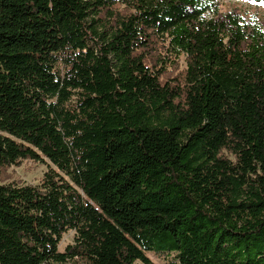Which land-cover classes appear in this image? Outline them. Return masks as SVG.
I'll use <instances>...</instances> for the list:
<instances>
[{"label":"trees","instance_id":"obj_1","mask_svg":"<svg viewBox=\"0 0 264 264\" xmlns=\"http://www.w3.org/2000/svg\"><path fill=\"white\" fill-rule=\"evenodd\" d=\"M220 6L0 0V264H264V30Z\"/></svg>","mask_w":264,"mask_h":264},{"label":"rangeland","instance_id":"obj_2","mask_svg":"<svg viewBox=\"0 0 264 264\" xmlns=\"http://www.w3.org/2000/svg\"><path fill=\"white\" fill-rule=\"evenodd\" d=\"M220 3L222 12H229L233 9L242 11L246 21L254 26H260L264 30V2H257L256 0H217ZM170 69V68H169ZM174 68L170 69L173 71ZM186 69L185 57H181L179 62V69L176 72H182ZM50 162L37 163L33 161H24L19 166H12L7 169L3 183H17L22 186H37L40 184L44 175L50 169ZM76 233L75 231H68L64 234L63 239L59 245V251L64 252L66 247L74 243ZM147 256L154 264H179L175 254L172 253H157L148 252ZM135 264H142L137 261Z\"/></svg>","mask_w":264,"mask_h":264}]
</instances>
